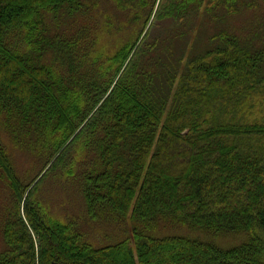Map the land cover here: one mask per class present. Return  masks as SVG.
I'll use <instances>...</instances> for the list:
<instances>
[{"label":"trees","instance_id":"trees-1","mask_svg":"<svg viewBox=\"0 0 264 264\" xmlns=\"http://www.w3.org/2000/svg\"><path fill=\"white\" fill-rule=\"evenodd\" d=\"M104 1L0 0V264H264V44L193 27L238 0H110L133 28L114 51L104 35L123 25ZM3 132L46 156L41 172L17 176ZM48 166L81 181L90 220L130 217L131 236L95 247L53 215L37 194Z\"/></svg>","mask_w":264,"mask_h":264},{"label":"rangeland","instance_id":"rangeland-1","mask_svg":"<svg viewBox=\"0 0 264 264\" xmlns=\"http://www.w3.org/2000/svg\"><path fill=\"white\" fill-rule=\"evenodd\" d=\"M238 8L237 12L227 15L223 19L217 10L215 16H212L213 21H211L209 16L203 15L202 12H204L205 9L202 8L199 11L201 13L194 20L195 26L193 27L197 30L203 28L206 30L207 36L221 29H227L243 39L247 37H256L258 42L264 44V0H238ZM100 9L110 14L113 20L123 25L122 30H115L112 33L109 32V34L104 35V40H107L109 50L114 51L118 43L126 40L127 36L131 35L133 32V28L127 26L129 23V13L127 11H119L110 0L102 2ZM161 23V27L155 26V30L162 28V34L165 33V30H169L170 27H173L169 22ZM200 34H204L203 30H201ZM194 37L195 33L192 35L193 40ZM2 139L13 162L16 174L21 180H25V178L29 180L30 177L41 172L46 156L38 160L28 151L16 147L9 135L5 132L2 133ZM50 167L51 166H48L40 175L42 180L37 186V194L39 200L53 215L64 221H77L81 223V231L84 233L86 239L96 245H100L95 247L113 245L124 240V237L131 236L132 222L129 220L130 217L126 223L116 221L94 222L90 220L80 189L81 181L61 178L62 171L66 169L57 166L50 169ZM9 193L6 184L0 181V252L5 248L2 231L7 207L10 204ZM165 232L178 236H186L203 242H213L224 248H232L241 245L243 237L241 235H226L219 239H215L202 230L191 229L183 225H170L166 227Z\"/></svg>","mask_w":264,"mask_h":264}]
</instances>
